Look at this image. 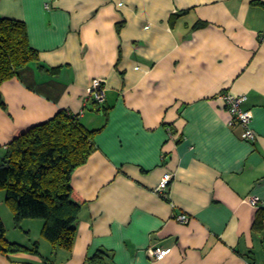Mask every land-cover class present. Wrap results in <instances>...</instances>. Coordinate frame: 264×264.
Listing matches in <instances>:
<instances>
[{"label": "crops", "instance_id": "0c3cea01", "mask_svg": "<svg viewBox=\"0 0 264 264\" xmlns=\"http://www.w3.org/2000/svg\"><path fill=\"white\" fill-rule=\"evenodd\" d=\"M264 0H0V18L26 24L35 65L1 87L0 163L8 146L60 111L98 131L96 151L72 178L81 205L71 252L54 249L44 222L16 227L12 243L40 254L0 253V264H264ZM104 81L106 101L89 97ZM245 94L254 143L219 99ZM173 174L169 197L156 193ZM258 197L254 208L246 202ZM6 204V205H5ZM191 216L188 224L174 218ZM152 247L170 249L161 262Z\"/></svg>", "mask_w": 264, "mask_h": 264}, {"label": "trees", "instance_id": "16d2710c", "mask_svg": "<svg viewBox=\"0 0 264 264\" xmlns=\"http://www.w3.org/2000/svg\"><path fill=\"white\" fill-rule=\"evenodd\" d=\"M35 65H40L39 53L30 45L26 24L0 18V109H7L2 85L15 78L24 79ZM97 133L81 125L77 116L60 111L13 140L0 163V192L6 194L16 227L25 220H41L42 235L54 249L73 250L81 205L73 199L72 178L96 151ZM263 225L264 211H260L253 229L263 232ZM22 252L39 255V244L28 249L8 241L0 217V253L9 256ZM44 264L51 262L46 259ZM89 264H113V255L100 249Z\"/></svg>", "mask_w": 264, "mask_h": 264}, {"label": "built area", "instance_id": "2783aa9c", "mask_svg": "<svg viewBox=\"0 0 264 264\" xmlns=\"http://www.w3.org/2000/svg\"><path fill=\"white\" fill-rule=\"evenodd\" d=\"M104 81L100 79L94 80L88 87L87 92L89 97L93 98L98 104H104L106 101V90L103 87ZM219 99L225 103L230 114L232 115L231 125L239 124L243 127V139L247 142L254 143L257 140V135L253 131L251 124L254 118L253 112L251 110H246L244 108L248 101V97L245 94H235L232 92L223 93L219 96ZM174 179L173 174H167L164 176L160 186L156 189V193L165 198L169 197V187ZM246 202L258 208L260 205V200L258 197H249ZM177 222L181 224H188L192 218L188 214L182 213L174 218ZM170 249L162 247H152L149 249L148 254L151 260L156 262L163 261L169 254Z\"/></svg>", "mask_w": 264, "mask_h": 264}, {"label": "rangeland", "instance_id": "374dc122", "mask_svg": "<svg viewBox=\"0 0 264 264\" xmlns=\"http://www.w3.org/2000/svg\"><path fill=\"white\" fill-rule=\"evenodd\" d=\"M1 204V203H0ZM6 205V204H5Z\"/></svg>", "mask_w": 264, "mask_h": 264}]
</instances>
